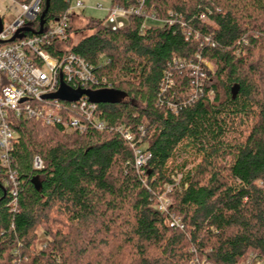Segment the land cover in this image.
Returning a JSON list of instances; mask_svg holds the SVG:
<instances>
[{
    "label": "trees",
    "instance_id": "1",
    "mask_svg": "<svg viewBox=\"0 0 264 264\" xmlns=\"http://www.w3.org/2000/svg\"><path fill=\"white\" fill-rule=\"evenodd\" d=\"M69 4L50 0L45 20ZM110 6L142 15L117 31L88 18V35L71 45L70 27L54 47L95 65L119 100L98 104L101 132L16 121L15 196L0 168V264H264V0ZM146 16L157 22L141 29ZM119 127L150 155L140 170Z\"/></svg>",
    "mask_w": 264,
    "mask_h": 264
},
{
    "label": "built area",
    "instance_id": "2",
    "mask_svg": "<svg viewBox=\"0 0 264 264\" xmlns=\"http://www.w3.org/2000/svg\"><path fill=\"white\" fill-rule=\"evenodd\" d=\"M4 1L9 2L14 10V18L9 25L2 24L0 31V168L6 171L7 184L12 196H15L18 182L12 171V152L18 137L14 128L16 121L38 122L68 135L101 132L106 129V125L98 115V104L90 102L86 95L73 102L45 97L55 94L60 82L73 91L108 90L110 87L106 85L105 78L96 76L95 65L72 53L59 55L58 49L56 51L54 47L56 42L66 38L75 17L74 12L85 8L82 2L77 1L73 6L69 4L61 17L46 21L42 32L35 34L39 27L32 29L30 24L38 22L42 0ZM92 8L104 12L102 25L110 31L123 29L129 17L142 15L140 7L106 8L97 4ZM150 22L157 20L153 16L144 17L141 29L149 28ZM23 28H28L31 32H19ZM16 35H21V38L10 41ZM204 41L210 43L209 38ZM61 50L68 51L65 47ZM203 64L206 66L207 62ZM193 69L194 74L200 73L198 67ZM116 131L130 143L135 168L140 170L150 155L136 147L137 143L128 130L119 127ZM42 168V161L34 157L33 169ZM162 201L165 200L161 196L156 206L160 212L166 209ZM173 225L179 226V221L173 220L170 226ZM251 264L260 263L256 260Z\"/></svg>",
    "mask_w": 264,
    "mask_h": 264
},
{
    "label": "rangeland",
    "instance_id": "3",
    "mask_svg": "<svg viewBox=\"0 0 264 264\" xmlns=\"http://www.w3.org/2000/svg\"><path fill=\"white\" fill-rule=\"evenodd\" d=\"M77 1L82 2L85 8L83 10H77L74 12L75 17L72 19V23H71V27L74 30L71 33V37H70L71 45L77 44L84 36L89 34V33L81 32L80 30L85 25L86 19L93 18V19L101 20L104 18L103 11L93 9L92 7H95L97 4H101L106 8L110 6V0H70V5L73 6ZM10 6L11 5L9 4V2L0 0V19L4 26L9 25L14 18V10ZM65 48L69 49V47H65ZM205 67L211 74H214L215 67L211 63L208 62ZM166 188L170 190L169 187ZM162 197L165 200L164 202L162 201V205H164L166 208L168 206V203L170 204V199H168V197L166 198L165 194L162 195ZM37 238L38 240L36 241V249H41L44 246L45 242L47 241V238L40 230L37 231ZM250 260L251 261H248L246 264H251L255 261L254 259H250ZM259 263L262 264V262L260 261ZM18 264L21 263L18 262Z\"/></svg>",
    "mask_w": 264,
    "mask_h": 264
},
{
    "label": "water",
    "instance_id": "4",
    "mask_svg": "<svg viewBox=\"0 0 264 264\" xmlns=\"http://www.w3.org/2000/svg\"><path fill=\"white\" fill-rule=\"evenodd\" d=\"M50 6V0H44V9L41 12L38 18V31L35 34H40L43 30V26L46 22L45 16L48 12ZM2 28V21L0 19V31ZM19 32H31L28 28H23ZM15 38H21V35L14 36L10 41H13ZM82 95H86L90 102L95 104H114L119 100V95L117 92L113 90H98V91H89V90H70L66 87L62 82H60V86L58 91L45 98L51 99H59L62 101L73 102L77 101ZM33 183L36 184V179H33Z\"/></svg>",
    "mask_w": 264,
    "mask_h": 264
}]
</instances>
